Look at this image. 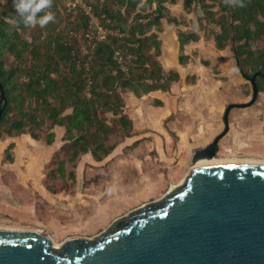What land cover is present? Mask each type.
I'll use <instances>...</instances> for the list:
<instances>
[{
  "label": "trees",
  "instance_id": "trees-1",
  "mask_svg": "<svg viewBox=\"0 0 264 264\" xmlns=\"http://www.w3.org/2000/svg\"><path fill=\"white\" fill-rule=\"evenodd\" d=\"M64 1L52 0L53 21L27 28L9 23L15 12L12 0H0V137L27 133L47 145L62 142L52 155L55 162L59 159L51 179L63 178L65 165L75 167L83 154L101 160L130 136L132 122L124 112L122 91L139 97L165 91L178 79V72L166 71L158 59V32L163 20L181 23L169 8L180 0H81L112 31L103 39L94 37L90 16L81 6L67 10ZM182 4L200 28L217 27L211 30L215 48L230 46L244 78L256 71L264 74V0H245L243 7L226 0ZM176 35L177 60L183 65L184 46L199 34L179 29ZM255 81L259 92L264 77L256 75ZM57 128L63 129L59 138ZM67 174L74 179L73 171Z\"/></svg>",
  "mask_w": 264,
  "mask_h": 264
},
{
  "label": "rangeland",
  "instance_id": "rangeland-1",
  "mask_svg": "<svg viewBox=\"0 0 264 264\" xmlns=\"http://www.w3.org/2000/svg\"><path fill=\"white\" fill-rule=\"evenodd\" d=\"M66 5L67 0L64 7L68 10ZM169 8L181 23L170 25L163 20L158 59L166 71L176 70L178 79L165 91L139 97L122 91L131 134L106 157L95 160L83 154L75 167L65 165L63 178L51 179L50 171L59 159L55 162L52 155L62 142L47 145L26 133L2 134L0 183L18 197L36 201L37 208L36 219H24L13 210L0 216V224L40 230L54 243L71 235L101 234L117 216L160 199L179 184L189 171L193 152L223 130L228 105L229 128L218 141L214 158L264 159V83L251 104L238 106L251 99L252 85L237 69L230 46L215 48L211 30L217 27L200 28L193 12L183 9L182 0ZM179 29L199 34L197 41L184 46L183 65L177 60ZM69 171L74 172V179ZM42 181L52 191L45 190Z\"/></svg>",
  "mask_w": 264,
  "mask_h": 264
},
{
  "label": "water",
  "instance_id": "water-1",
  "mask_svg": "<svg viewBox=\"0 0 264 264\" xmlns=\"http://www.w3.org/2000/svg\"><path fill=\"white\" fill-rule=\"evenodd\" d=\"M256 75L264 77H249L251 99L238 106L255 100ZM230 107L223 130L193 152L189 171L163 197L117 216L91 238L54 243L37 229L0 228V264H264V163H196L214 158Z\"/></svg>",
  "mask_w": 264,
  "mask_h": 264
},
{
  "label": "clouds",
  "instance_id": "clouds-1",
  "mask_svg": "<svg viewBox=\"0 0 264 264\" xmlns=\"http://www.w3.org/2000/svg\"><path fill=\"white\" fill-rule=\"evenodd\" d=\"M244 2L245 0H226V3L234 7H243ZM51 5L52 0H12L15 12L9 17V23L14 27L22 24L27 28L35 26L43 28L55 19L54 13L50 10Z\"/></svg>",
  "mask_w": 264,
  "mask_h": 264
},
{
  "label": "crops",
  "instance_id": "crops-1",
  "mask_svg": "<svg viewBox=\"0 0 264 264\" xmlns=\"http://www.w3.org/2000/svg\"><path fill=\"white\" fill-rule=\"evenodd\" d=\"M55 130L57 131V137L59 138L63 133V129L57 128ZM20 135H22V134H20ZM256 158H258V157H256ZM41 183H42V186L45 188V190L49 191L46 188V186L44 185V182L42 181ZM4 186L5 185L0 183V215L5 214V212L14 210V211H17V213H19L21 215V217H23L24 219H30V220L36 219V218H33V216H35L34 213H36V208H37L36 201H34L33 199H30V198L28 199V197H26V198L25 197L24 198L18 197L14 190H12L8 187L5 188ZM42 194H44V193H42ZM0 225H2V224H0ZM3 226L10 227L13 229H21L17 226H13V225H11V226L3 225ZM24 227L29 228L28 226H24Z\"/></svg>",
  "mask_w": 264,
  "mask_h": 264
},
{
  "label": "built area",
  "instance_id": "built-area-1",
  "mask_svg": "<svg viewBox=\"0 0 264 264\" xmlns=\"http://www.w3.org/2000/svg\"><path fill=\"white\" fill-rule=\"evenodd\" d=\"M78 5L81 6L84 9V11L90 16L89 22H90L91 26H93L94 37L96 39H103L108 32L109 33L112 32L111 30L108 31L107 29L103 28L99 24L97 18L91 12L90 7L85 5L84 3H82L81 0H67L66 6H67L68 10L73 9L74 7H76Z\"/></svg>",
  "mask_w": 264,
  "mask_h": 264
},
{
  "label": "bare ground",
  "instance_id": "bare-ground-1",
  "mask_svg": "<svg viewBox=\"0 0 264 264\" xmlns=\"http://www.w3.org/2000/svg\"><path fill=\"white\" fill-rule=\"evenodd\" d=\"M238 161H251V162H260L264 163V159H253V158H238V157H226V158H212V159H198L196 161L197 164L199 163H221V162H238ZM182 181V180H181ZM181 181L179 183H181ZM0 228L10 229L9 227L0 225ZM22 229V228H21Z\"/></svg>",
  "mask_w": 264,
  "mask_h": 264
},
{
  "label": "flooded vegetation",
  "instance_id": "flooded-vegetation-1",
  "mask_svg": "<svg viewBox=\"0 0 264 264\" xmlns=\"http://www.w3.org/2000/svg\"><path fill=\"white\" fill-rule=\"evenodd\" d=\"M225 135V134H224ZM223 135V136H224ZM220 140V139H219ZM219 147V146H218ZM217 151H218V148H217V150H216V152H215V155H216V153H217ZM234 157V156H233ZM226 158V157H225ZM238 158H256V157H238ZM1 216V215H0ZM2 225H4V224H2ZM8 226V225H7Z\"/></svg>",
  "mask_w": 264,
  "mask_h": 264
}]
</instances>
